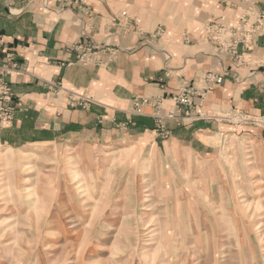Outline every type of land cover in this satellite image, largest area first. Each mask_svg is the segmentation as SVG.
<instances>
[{
	"label": "rangeland",
	"instance_id": "374dc122",
	"mask_svg": "<svg viewBox=\"0 0 264 264\" xmlns=\"http://www.w3.org/2000/svg\"><path fill=\"white\" fill-rule=\"evenodd\" d=\"M120 1L170 33L220 9ZM224 115L209 154L154 136L0 145V264H264V135Z\"/></svg>",
	"mask_w": 264,
	"mask_h": 264
},
{
	"label": "crops",
	"instance_id": "0c3cea01",
	"mask_svg": "<svg viewBox=\"0 0 264 264\" xmlns=\"http://www.w3.org/2000/svg\"><path fill=\"white\" fill-rule=\"evenodd\" d=\"M217 3L219 11L210 13L199 31L176 28L170 33L154 22L151 10L139 17L128 6L122 8L120 0H75L67 6L61 0H0V64L13 55L16 68L7 80L21 104L13 120L0 127V145L15 149L61 141L94 145L104 138L154 136L209 154L211 146L199 137L210 139L206 133L217 134L227 127L215 122L214 114L234 110L264 116L263 33L252 32L238 61L198 40L210 23L236 26L250 6L254 15L249 23L256 27L260 22L264 29V0ZM123 11L131 19L125 30L120 23ZM160 27L162 35L155 37ZM78 45L117 53L110 58L100 52L82 63L77 58ZM207 72L221 76L222 83L206 93L203 101L194 98L200 105L192 111L206 118L181 124L163 118V137L151 107L143 105L136 112L134 101L148 98L161 100L159 114L167 115L173 95L205 88ZM56 84L63 88L58 96L51 92ZM76 95L92 101L84 108L75 106L71 101Z\"/></svg>",
	"mask_w": 264,
	"mask_h": 264
},
{
	"label": "built area",
	"instance_id": "2783aa9c",
	"mask_svg": "<svg viewBox=\"0 0 264 264\" xmlns=\"http://www.w3.org/2000/svg\"><path fill=\"white\" fill-rule=\"evenodd\" d=\"M74 1L75 0H61L62 6H67ZM253 15V7L250 6L248 7L247 12H244L241 15L240 21L236 26L221 23H210L204 27L198 40L211 45L215 52L225 54L238 61V59H240L244 54L245 46L250 40L252 32L257 30L259 33H263L264 35V29L262 28L260 22H257L256 27L249 23V18ZM120 18L122 19V21H120L121 26L123 25L122 30L128 29L127 26L129 25L131 19L127 15V12L123 11L120 14ZM162 32V28H158L155 31V37H160ZM185 40L188 41L187 38ZM76 50L78 52V61L82 63H87L90 59L97 57L100 52L107 53L110 58L115 57L117 53V51L113 49H105L99 46H87L82 48L81 45H78ZM13 60V55L8 54L6 56V61L0 64V127L13 120L15 111L21 105L14 94L9 81L7 80L11 71L16 68V64L13 63ZM204 82L205 88L203 90H194L191 92V89H184L177 95H173L170 99L173 107L167 115L161 116L159 114L162 109V101L157 99L152 100L144 98L135 100L134 108L137 113H140L141 106L145 105L151 107L153 115L157 118V128L160 130L161 135L166 137V134L162 131L163 118L175 120L179 124L184 123V121L190 123L196 119L206 118L203 115L195 114L192 111V107H194V105H200L196 104L194 98L197 97L200 101H203L206 93L212 91L215 86L222 83V77L214 74L213 72H207L204 77ZM61 91H63L61 85H51V92L54 96L60 95ZM76 96L77 99H72V101L76 102L78 106L83 108L92 101L91 98L85 97L84 95ZM213 118L219 119L218 117ZM221 120L237 125L259 128L264 132V116L242 114L234 110H229L223 117H221Z\"/></svg>",
	"mask_w": 264,
	"mask_h": 264
},
{
	"label": "bare ground",
	"instance_id": "6f19581e",
	"mask_svg": "<svg viewBox=\"0 0 264 264\" xmlns=\"http://www.w3.org/2000/svg\"><path fill=\"white\" fill-rule=\"evenodd\" d=\"M121 153V152H120ZM123 153V152H122ZM6 154V152L4 153V152H0V155L2 156V155H5ZM25 155V154H24ZM261 226V225H260ZM260 226H258V228H260ZM148 229V228H147Z\"/></svg>",
	"mask_w": 264,
	"mask_h": 264
}]
</instances>
